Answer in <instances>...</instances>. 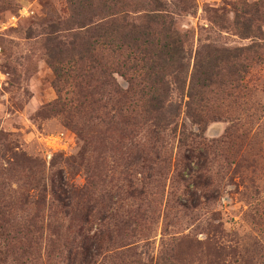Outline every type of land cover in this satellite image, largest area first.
<instances>
[{
	"label": "rangeland",
	"instance_id": "1",
	"mask_svg": "<svg viewBox=\"0 0 264 264\" xmlns=\"http://www.w3.org/2000/svg\"><path fill=\"white\" fill-rule=\"evenodd\" d=\"M164 1L186 58L153 84L180 105L155 127L146 67L90 37L106 12L0 0V264H264V0ZM218 48L241 55L191 99L197 50Z\"/></svg>",
	"mask_w": 264,
	"mask_h": 264
},
{
	"label": "trees",
	"instance_id": "2",
	"mask_svg": "<svg viewBox=\"0 0 264 264\" xmlns=\"http://www.w3.org/2000/svg\"><path fill=\"white\" fill-rule=\"evenodd\" d=\"M138 2L137 0H77L75 15L81 24L80 26H83L87 22H93L91 18L98 14L105 12L108 14L103 24L102 21L93 24L90 37L96 40L95 44L101 41L105 47L113 52L121 54L123 49L128 50L125 59L131 58V68L146 67L144 77L152 83L148 88H141L138 91L142 99H140L142 103L140 105L142 107L141 112L152 118V124L155 127H163L167 124L177 125L175 118L178 116L177 112H179L180 105L166 101L165 96L154 85L163 81L166 66H182V60L186 58L184 44L187 41V33L177 30L173 26L172 17L163 12L166 10L164 0H152L154 8L144 15L143 21L130 18L127 8L135 7ZM116 11L122 13L118 14ZM215 51L218 53L210 57L202 55L200 49L197 50L190 75L189 88L191 92L189 96L191 99L194 95L193 88L195 85L204 88L213 80L214 67L218 61H222L223 58L236 60L241 55V50L238 48H218ZM150 54L152 56H148ZM215 61L217 62L214 63ZM184 65L185 63H183V67ZM105 85L109 89L108 95L113 92L117 98L126 96L109 74ZM202 90L197 92L201 93ZM186 107L191 110L189 113L191 120L196 124L201 123L202 119H200L199 113L188 104ZM180 139L183 140V138ZM167 264L179 263L170 260Z\"/></svg>",
	"mask_w": 264,
	"mask_h": 264
}]
</instances>
